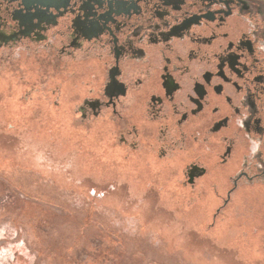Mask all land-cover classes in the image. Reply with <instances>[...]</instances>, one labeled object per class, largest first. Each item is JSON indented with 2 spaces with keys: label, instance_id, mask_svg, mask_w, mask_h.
I'll use <instances>...</instances> for the list:
<instances>
[{
  "label": "flooded vegetation",
  "instance_id": "af4514ba",
  "mask_svg": "<svg viewBox=\"0 0 264 264\" xmlns=\"http://www.w3.org/2000/svg\"><path fill=\"white\" fill-rule=\"evenodd\" d=\"M0 81L264 243V0H0Z\"/></svg>",
  "mask_w": 264,
  "mask_h": 264
},
{
  "label": "rangeland",
  "instance_id": "374dc122",
  "mask_svg": "<svg viewBox=\"0 0 264 264\" xmlns=\"http://www.w3.org/2000/svg\"><path fill=\"white\" fill-rule=\"evenodd\" d=\"M11 86L0 81V264H264L247 200L210 227L173 182L47 129L39 105L16 113Z\"/></svg>",
  "mask_w": 264,
  "mask_h": 264
}]
</instances>
